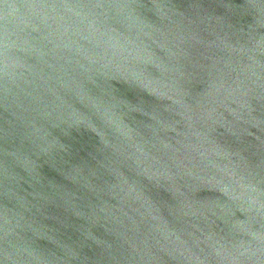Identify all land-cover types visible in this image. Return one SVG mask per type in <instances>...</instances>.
Segmentation results:
<instances>
[{
	"label": "water",
	"instance_id": "1",
	"mask_svg": "<svg viewBox=\"0 0 264 264\" xmlns=\"http://www.w3.org/2000/svg\"><path fill=\"white\" fill-rule=\"evenodd\" d=\"M0 264H264V0H0Z\"/></svg>",
	"mask_w": 264,
	"mask_h": 264
}]
</instances>
